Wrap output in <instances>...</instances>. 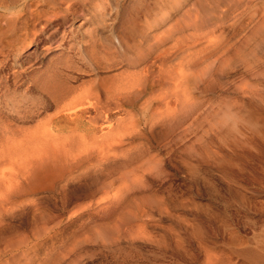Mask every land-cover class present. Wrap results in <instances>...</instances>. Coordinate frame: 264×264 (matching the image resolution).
I'll list each match as a JSON object with an SVG mask.
<instances>
[{
	"label": "rangeland",
	"instance_id": "rangeland-1",
	"mask_svg": "<svg viewBox=\"0 0 264 264\" xmlns=\"http://www.w3.org/2000/svg\"><path fill=\"white\" fill-rule=\"evenodd\" d=\"M135 1L124 2L115 24L116 29L128 24L136 15L132 9ZM257 4L235 9L232 12L234 15L231 13L227 17L229 20L225 18L219 28H209L207 31L213 30L217 38L212 43H205L207 51L193 56L191 61L194 72L193 106L189 118L184 116V110L175 114L178 117H166L165 114L163 118L157 116L154 122L142 123L138 131L134 130L133 135L130 133L124 139L121 144L123 148L132 145L130 150L133 151L145 149L147 156L156 153L155 159L160 161L161 167L157 165L159 162L152 165L158 166L159 170L153 169L150 172L152 174L148 171V174H144L147 185L143 184L144 188L131 187L126 190L119 182H114L112 187L100 193L77 188V183L66 188L65 182L60 179L61 174L55 168L41 169L20 182L10 183L18 169L16 157H8L9 154L14 155V143L20 140L16 138L22 137V131L26 133L34 129L53 113V109L40 111L36 107H26L21 111L24 118L0 109V149L3 160L0 167V264H57L56 261L58 264H114L135 259L142 264H155L156 261L158 264V260L160 264L167 260V264H202L208 257L213 262L216 258L215 262H208L207 259L204 264H216V260L222 264H249L245 259L249 257V261L251 250L255 251L258 246L264 249V139L260 141V138L246 132L247 127L258 126L264 121V100L257 103L253 93L256 88L264 87V80L260 88L258 78L246 73L244 67L250 66L257 57L264 58V33L261 34L264 31L258 32L256 24L254 30L252 23H245L251 13H256L255 16L259 14L260 11L255 7ZM254 9L255 12H252ZM236 15H241L242 19ZM80 23L79 18L74 22L78 27H75V31L79 30L75 32L76 36H80L89 26L86 24L82 27ZM45 37L40 36L39 40ZM41 41L30 43L27 49V54L36 48L37 57L42 55L40 58L43 63L35 64L40 67L33 65L20 72L22 68L10 60L1 75L12 78L11 70L14 68L16 73L20 72L26 78L19 89L23 91L30 82H35L31 94H41L45 100L47 95L53 97L59 92L65 78L67 85L74 89L82 88L93 79V75L83 72L86 68L74 56L71 38L63 46H59L58 42L47 45ZM18 59L24 62L23 66L33 62V58H23V53ZM155 67L151 68V71L154 70L151 74L153 79L157 71ZM118 70L99 71V75H116L120 72ZM13 81L17 82L11 87L15 89L20 81L13 78L9 83ZM157 86L143 97L146 101L165 89L163 87L160 90L161 87ZM143 98L136 102L138 107L125 108L124 117L131 115V120L136 121L138 108L146 102ZM162 103L153 102L149 107L150 114L158 110V113L163 112ZM153 105L157 107L156 111ZM27 110L30 113H25ZM114 114L118 116V112ZM229 127L230 132L226 133ZM237 130L243 132L242 135L239 131L235 133ZM226 134L232 139L227 138ZM12 135L15 137L9 138ZM172 144L176 147L173 148ZM158 154L162 156L158 157ZM112 155L110 158L113 161L118 162L121 158L118 152ZM150 168L147 169L150 171ZM166 249L168 251L164 253ZM122 250L130 252L128 257L127 251L124 257ZM173 250L176 255L171 254ZM176 251L184 252L178 254ZM140 252L150 254L144 256ZM169 253L170 256H167ZM133 254L135 258H132ZM147 258L151 261L148 262Z\"/></svg>",
	"mask_w": 264,
	"mask_h": 264
},
{
	"label": "bare ground",
	"instance_id": "bare-ground-1",
	"mask_svg": "<svg viewBox=\"0 0 264 264\" xmlns=\"http://www.w3.org/2000/svg\"><path fill=\"white\" fill-rule=\"evenodd\" d=\"M125 1L126 0H0V109L3 108L8 113L18 116V118L25 117L21 111L26 107H36L38 110L42 109V111H50L53 109V113L44 120L42 119L43 121L40 119L42 122L37 126L35 125L36 127L34 129L26 133L22 131V135L20 133L22 137L16 138H20V140L18 139L20 142L19 144H17L18 140L16 139H14V142L17 141L16 143L11 140L16 144L14 147L16 149L14 155L12 153L9 154L10 156L8 155V157L10 159H12L13 156L14 159L16 157L18 169L16 175L11 178L12 180H10V183L20 182L21 179L24 180L35 171L41 169L53 170L55 168L58 173L61 174L60 179L65 182V187L77 183V188L100 193V191H106L112 187L114 182H119L126 190L131 187L142 188L143 184L146 185L144 174H152L150 172H152L153 169L159 170L157 167L160 166V161L156 160V155H154L156 153L153 155L149 153L152 156L151 158V156L148 157L149 154L147 156L144 153L145 149H136L133 151L130 150V148L132 149L131 144V146L127 145L128 148L126 146L123 148L121 144H123L126 136L129 137L130 133L132 134L135 132L134 130L139 128L138 126L142 125V123L150 124L149 122L156 119L157 116H162L163 118L165 114L166 117L173 118L176 116L175 114L177 112L184 110L186 113L184 116L189 118L191 114L190 110L193 106L192 80L194 72L191 68V61L193 56L201 52L203 53V50L207 51L205 50V43H212L217 38L213 30L207 32L209 28H219L220 23L231 15L235 9H239V7H250L258 2L259 4L255 5V7L257 6L258 11H260H257L259 14L255 16V13L253 16L251 13L250 16H247L248 19L245 20L246 22H244L246 24L252 23L251 26L256 24L259 28L258 32H260V30L264 31V27H262L264 26V0H136L132 7V9L136 11V15L128 24H123L120 28L116 29L115 24L117 18H119L120 9ZM258 6H260V8ZM252 12H255V9ZM232 14L234 15V13ZM78 18L81 20L79 26L84 27L86 24L89 25L80 36L75 35V32H79V30L75 31V27L77 26L74 24ZM240 18L242 19V17ZM236 20L238 19L236 18ZM259 24L262 25L259 26ZM256 25H254L255 28L253 26L251 29L254 28L255 30L257 27ZM50 29L52 30L48 33ZM46 33L48 34L46 35ZM263 33L264 32L261 34ZM261 34L259 36H261ZM44 35L46 37L42 41L39 40V37ZM68 38L72 39V44H70L72 47H70L73 50L74 56L78 59V62L80 61L83 67L86 68V71L83 72L87 75H93V79L88 83L86 82V85H82V88H77V90L76 88L69 87V85H67V78H65L63 86L60 87L59 92H57L55 96L52 97L46 94L47 100L43 99L41 94H31L34 90L33 88H35L33 87L35 82H30L31 84L29 83L23 91L20 90L19 87L26 79L20 72H24V68L35 66L36 63L39 65L43 63V59L40 58L42 55L39 58L37 57L38 55L35 52L36 48H33L34 51H30L27 54L28 45L30 43H40L41 41V43L43 42L47 45L49 43L58 42L59 46H63ZM260 39L263 40V38ZM21 53H23V58H33V62L31 63L30 61L23 66L24 62L18 59ZM10 60L13 61L14 65L16 64L18 68H22L19 73H16L17 70L13 68L11 70V74L13 75L12 78L6 74L1 75L2 69L6 67ZM153 66H156L154 69L157 68L154 79L151 77L154 71H151ZM247 66H244L246 73H250L252 77H257V81L259 80L260 82L258 84L260 88H262L264 85H262V81L264 80V58L257 57L250 66ZM35 67L40 66L37 65ZM114 68L119 69L118 71L120 72L118 74L116 73V75L111 74L110 76L99 75V71H111L112 69L114 70ZM13 78H18V81H20V84L15 89L11 87L17 82L13 81L9 83ZM155 86L158 88L161 87L160 90L165 89L162 93L160 91L161 94L159 93L158 95V93H156L157 95L154 96L153 99L151 98L146 101L143 97L149 94ZM158 88L156 90H159ZM255 90L256 91H253V93L258 101L255 100L257 103L260 101L262 102L264 100V87L262 89L256 88ZM142 98L146 102L142 104L144 105L143 107L138 108V119H136V121L131 120V115L127 118L124 117L126 115L125 108H133L136 102L140 101ZM170 100L174 104H172ZM155 101L157 103L163 102L164 110L160 113H158V110L157 113L154 112L150 114L149 107ZM262 103L261 105H263ZM136 106L138 107V105ZM156 106H158V104ZM152 107H154V111L157 110V107L155 108L154 105ZM161 108L160 106V109ZM37 109L35 110L37 111ZM28 110L25 113H30ZM117 112L118 116L114 114ZM21 114L23 116H21ZM178 114L180 115V113ZM157 123H159V121ZM248 124H250V122ZM228 129H230V127L227 128L226 133L230 132ZM247 129L248 131L246 132H249L250 135L252 133L255 137L260 138V141L264 139V121L258 126L252 125L247 127ZM136 131H138V129ZM238 131L239 134L242 135L243 132L241 133L240 130L235 131V133L237 132L238 134ZM226 136L227 138L229 137L227 134ZM14 137L12 135L9 138L13 139ZM229 138H231V136ZM173 140H175V138ZM233 141L235 140L233 139ZM1 144L3 145L4 143ZM7 145L8 144H6V146ZM233 145H235V142ZM121 146L123 149L120 148ZM238 146L240 147L241 144H238ZM174 147L176 146H173V148ZM4 151L6 152L5 148ZM117 152L121 154L118 156H121L120 159L118 158V162L110 158L113 156L112 154ZM146 153L148 152L146 151ZM157 156L160 157L162 155L159 156L158 154ZM2 161L0 149V167ZM156 163L159 165L153 167L152 165ZM151 166L152 168H150ZM147 168H150V171ZM1 182L0 168V188L2 185ZM1 204L0 201V206ZM244 243L245 242H243V244ZM236 244H238V241ZM238 245L236 246L238 247ZM262 245H264V243ZM165 248L166 247H164V249ZM169 248L167 247V249ZM259 248L260 246H258L255 251L251 250L249 261L248 256V258L245 259L247 262H250L249 264H264V249L261 247L262 249L260 248L259 250ZM167 249L164 253L168 251ZM177 250L179 249L177 248ZM126 251L124 253L122 252L124 257H126ZM133 252L136 253V251ZM174 252V250L173 253L171 251V254H175ZM181 252L184 251H180V253ZM240 252H242V250ZM240 252L238 253L240 254ZM246 252L244 253L246 254ZM128 253L130 252L127 251V257ZM176 253H178V251H176ZM149 254L147 255L149 256ZM143 255L145 256L146 252ZM158 255L160 256V254ZM155 256L156 258L158 257L156 253ZM167 256H170V253ZM167 256L165 254L164 257L166 258ZM185 256H188V254ZM172 257L176 256L173 255ZM132 258H135L134 254ZM148 258V262L151 261ZM188 258L191 259V256ZM209 258L210 257L207 258L208 260L206 259L208 262H215L216 258L214 262L212 259L209 260ZM162 259L164 260V258ZM153 260H155V258H153ZM12 261L14 262L15 260ZM54 261L52 262L54 263ZM144 261L146 262V260ZM167 261L161 264H167ZM56 262L58 264V261ZM156 262L155 264H157ZM158 262V264H160L161 261L158 260ZM176 262H178V260ZM204 262L202 264H204ZM217 262L218 260H216V264L221 263ZM6 264H8V262ZM114 264L142 263L135 259V261L131 260V262H118ZM146 264L148 263L146 262Z\"/></svg>",
	"mask_w": 264,
	"mask_h": 264
}]
</instances>
